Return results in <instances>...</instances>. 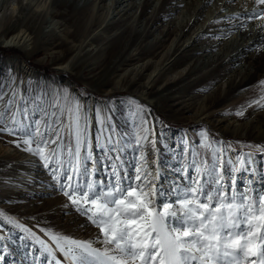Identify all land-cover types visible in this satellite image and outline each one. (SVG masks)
<instances>
[{"label": "rangeland", "instance_id": "1", "mask_svg": "<svg viewBox=\"0 0 264 264\" xmlns=\"http://www.w3.org/2000/svg\"><path fill=\"white\" fill-rule=\"evenodd\" d=\"M29 1L35 2L23 0L12 6L15 10L9 6L8 19L11 24L34 16L43 19L42 41L31 54L0 43V113L11 91L19 94L13 111L20 98L33 101L30 109L40 99V112L48 119L30 112L28 120L39 119L41 131L49 124L59 128L63 146L74 149L72 113L78 106L81 124L83 118L87 121L96 179H107L100 164L103 160L107 165L105 153L111 154L106 136L117 144L129 177L134 167L126 166L134 162L150 172L160 168L169 180L183 184L180 170L186 169L191 177V162L210 165L213 151L233 162L240 157L245 164L251 153L253 167L264 168L257 155L264 149V41L240 49L233 41L245 30V23L241 26L235 21L239 17L264 22V9L252 11L263 5L258 0H42L38 5L46 9L37 15L28 8ZM217 6L225 16H210ZM232 8L238 10L232 14ZM56 10L59 14H54ZM243 37L250 40L249 34ZM78 45L85 52H68ZM59 66L65 70L58 71ZM153 72L157 73L154 78ZM142 92L149 96L147 101L139 100ZM16 119L24 123L22 115ZM8 127L15 125L5 116L0 128ZM27 138L19 132L0 131V213L4 219L0 264H45L46 254L36 237L52 243L48 231L78 240H95L100 235L61 190L63 172L72 159L67 151L60 155L62 168L55 157L45 166L22 142L17 146L16 141ZM136 139L141 140L139 151ZM12 149L29 156L20 161L10 156ZM124 174L120 172L121 179ZM236 186H241L239 178ZM8 218L16 223L8 224ZM56 256L63 264L62 254Z\"/></svg>", "mask_w": 264, "mask_h": 264}, {"label": "snow or ice", "instance_id": "2", "mask_svg": "<svg viewBox=\"0 0 264 264\" xmlns=\"http://www.w3.org/2000/svg\"><path fill=\"white\" fill-rule=\"evenodd\" d=\"M258 2L264 4V0ZM8 95L0 123L7 116L15 127L0 131L29 137L16 141L17 146L22 142L25 150L40 157L45 166L55 157L62 168L60 155L67 151L72 159L63 172L61 190L71 205L100 230L95 240H78L51 231L46 235L52 243L36 237L46 254L45 264H49V257L51 264H62L57 252L64 257L63 264H264V168L253 167L251 153L247 154L245 164L240 157L233 162L222 152L213 151L210 165L207 161L200 166L195 160L191 162V177L186 169L180 170L185 183L171 181L167 176L164 177L167 183H159L160 170L153 176L146 166L133 165L134 175L129 177L120 162L117 144L106 136L111 154L105 153L107 165L103 160L100 164L107 179H96L98 169L89 151L87 121L85 117L81 124L78 106L72 113L76 143L71 149L63 146L59 128L49 124L41 131L39 119L28 120L30 112L34 117L43 115L48 119L40 112V99L30 109L33 101L20 98L19 107L13 111L19 94L11 91ZM18 115L23 116V124L16 119ZM136 146L139 151L140 139H136ZM257 155L264 163V149ZM143 158L141 154L140 159ZM121 171L125 173L123 179ZM53 175L60 178L55 169ZM237 178L241 181L239 188ZM2 217L0 213V224L4 223ZM7 223L16 221L8 218ZM3 259L0 254V261Z\"/></svg>", "mask_w": 264, "mask_h": 264}, {"label": "bare ground", "instance_id": "3", "mask_svg": "<svg viewBox=\"0 0 264 264\" xmlns=\"http://www.w3.org/2000/svg\"><path fill=\"white\" fill-rule=\"evenodd\" d=\"M32 1H34V0H32ZM41 1L42 0H35L34 4H31L30 1H29L28 8L30 10H32L36 15H37V13H39V11L44 12V9H46V8H44L42 6V4L38 5V3H40ZM46 1H49V0H46ZM91 1L96 2L97 0H91ZM18 2H23V0H21V1H19V0H0V43L4 44L7 47H17V48L25 51V53L31 54L37 49L39 43L42 41L41 32H43L42 30L44 28L43 19L39 20L38 16H34L33 18H31L29 20H22V21H20V23L18 22L19 21L18 20V21H16V23L11 24L10 19H8L9 16H10V10L8 9V7L10 6L12 8V6L15 5ZM256 3L258 4L259 2L257 1ZM44 6H46V5H44ZM219 7L220 6H217L216 9L212 8V10L210 11V13H211L210 16L214 15V14H220V16H225L226 15L225 11L221 12L219 10ZM12 9L15 10L14 8H12ZM263 9H264V4L261 6V8H258V9H257V7L256 8H252V11L253 10L260 11V10H263ZM236 10H238V9L237 8H232V11H230V12L232 13L233 11H236ZM45 11H47V10H45ZM241 11L242 10H239L237 13H239ZM59 12L60 11L56 10V13L54 12V14H59ZM249 12H251L250 9H249ZM64 13L61 12L60 15H64ZM238 17L239 16H236V18H238ZM250 20L252 22L247 24V22L250 21ZM235 21L238 24H240L241 26H243V24L245 23L244 24L245 30L243 32L242 31L238 32L237 37L233 40L234 41V46L236 45L240 49V47H242L244 45H245L244 47H246V44L248 45L250 43L253 46V45H256L258 43L261 44L264 41V22H261V20L259 21V20H254V19L245 20L244 18H240V17L238 19H236ZM28 31H29V33H27ZM29 34H31V35H29ZM246 34L250 35V37H249L250 40H246L243 37ZM84 50H85V48L82 45H78L74 49H69L68 52L70 54L72 53V55H73V54H76V53H79V54L83 53V52H85ZM85 67H86V65H85ZM56 68L58 69V71L65 70L62 66H59V67H56ZM0 70H1V68H0ZM22 71L24 73L27 72L28 74H31V72L26 70V68H23ZM154 74H155V72H153L150 76H152L154 78L157 73L155 75ZM175 77H177V75H175ZM119 79H121V78H119ZM138 98H139V100H146L147 101L149 96L147 98L146 94L142 92V94H139ZM150 103H152V100L147 102V104H150ZM1 150H2V146L0 145V151ZM9 154L12 157L13 156H17V158H19L20 161L21 160L22 161L26 160L28 158V156H29V155L23 154L21 151H19V149L10 150ZM13 158H15V157H13ZM251 158H255L254 154H252ZM137 164L138 163L128 162V165L126 167L128 169H133V165H137ZM91 167H93V165ZM95 167L97 168V166H95ZM137 167H141L140 163H139V165ZM157 169H159L160 172L162 173V175L160 177V181H159V183H161V181L165 180L164 177L166 176V174H165V172L162 169H160V168H157ZM157 169L151 170L153 176L156 174Z\"/></svg>", "mask_w": 264, "mask_h": 264}]
</instances>
